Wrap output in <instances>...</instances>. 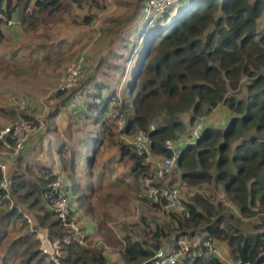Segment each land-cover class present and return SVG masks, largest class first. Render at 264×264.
Segmentation results:
<instances>
[{
    "label": "trees",
    "instance_id": "trees-1",
    "mask_svg": "<svg viewBox=\"0 0 264 264\" xmlns=\"http://www.w3.org/2000/svg\"><path fill=\"white\" fill-rule=\"evenodd\" d=\"M148 1L136 3V14L141 13L142 18L131 35L120 36L125 23L130 24L133 20L134 9L133 17L129 15L118 21L122 27L111 42L120 36L122 45L110 55L103 69L98 68V72H102L101 79L94 83L90 77L85 83L88 74L85 62V78L77 90L85 96L86 107L77 117L82 120L81 116L85 115L89 122V137L80 141L91 152L87 155L90 169L86 179L93 176L95 154L105 141H110L116 143L122 159L132 163L134 180L144 182L152 177L157 186L180 189L176 184L178 179L169 182L171 175H179L192 190L198 185L215 183L224 187L231 205L220 202L216 195L198 193L187 199L182 193L185 212L162 211V204H153L167 215L165 226L157 224L153 228L150 220L141 215L135 227L144 228L135 235L128 232L124 237H118L106 221L100 224V232L106 244L118 247L123 264H155L153 258L172 233L179 237L173 247L175 252H180L177 245L180 238L192 239L200 234L214 249L215 243H224L235 262L264 264V232L253 233L241 228L242 217H264V33L260 35L258 30L264 0H181L162 16L147 18L144 10ZM75 4L91 12L105 7L98 0H0V14L9 20H22L24 29L34 33L39 28L47 29L63 22L65 16L71 17ZM174 10L178 11L171 17ZM218 13L223 16L216 20ZM93 19L88 16L87 23ZM6 25L0 21V45L5 38ZM149 25H153L152 28L149 29ZM212 26L214 30L208 32ZM105 32L103 30V34ZM259 36L260 42L257 41ZM136 46L138 52H142L120 92V83L112 85L111 78L122 69V77L128 71ZM125 52L129 54L125 55ZM9 69L6 62L0 60V73H11ZM243 78L251 79L249 98L240 101L234 96L229 97L228 88L236 92ZM69 93L72 94L63 92L58 96L67 97ZM222 103L236 115L226 130L207 127L195 144L183 145L177 168L163 178H156L153 165L147 163L146 156L133 152L126 142L145 131L151 138L152 155L170 157L172 153L166 149V142L174 140L182 145L189 132L183 114L192 110L191 128L199 116L211 113ZM110 112L115 117L109 116ZM9 115L29 117L18 110L10 111ZM120 121L124 122L122 129ZM52 123L49 127L55 126ZM98 125L99 129L96 128ZM253 130L256 133H251ZM17 161L10 174L14 207L0 192V264H57L41 249L37 232L30 231L24 215L27 211L34 215L36 229L40 226L49 228V240L59 242L61 264H113L105 247L88 240L89 232L81 223L69 184L65 182L71 197L72 215L84 231L83 243H79L74 232L65 227L49 207L48 186L58 176L46 166L25 165L22 155ZM70 169L75 170L73 165ZM1 176L0 173V179ZM95 186L94 182L77 186L81 204H89L96 197L102 203L121 205L124 193L129 194L130 187L128 185L120 193L107 190L106 197H102L96 193ZM145 201L149 202L146 197ZM23 230L28 231L21 234ZM193 252L196 256L191 257ZM180 264L222 262L217 257H210L206 249H194L193 246Z\"/></svg>",
    "mask_w": 264,
    "mask_h": 264
},
{
    "label": "crops",
    "instance_id": "crops-1",
    "mask_svg": "<svg viewBox=\"0 0 264 264\" xmlns=\"http://www.w3.org/2000/svg\"><path fill=\"white\" fill-rule=\"evenodd\" d=\"M108 2L110 4L111 0H109ZM119 8L116 7V5L114 6V10L117 9V11H118V10H120ZM76 11H77V13H75ZM95 11H96V9H94L91 12L86 7H84V6L81 7V6H78L75 4L72 7L71 17L65 16V20L63 22H59L55 25H50L47 29L39 28L34 33L33 32H27L24 29V26L22 24V20L17 19V18H13L14 24L12 26L6 25L4 30H3L5 38L3 40V43L0 45V60H3L6 62V66H9V68H10L9 70H11V73H7L5 71L0 73V85H4L5 89H7V91L12 89V85L13 84L15 85L14 81L12 80L14 75H16L18 77L28 76V77H32V78H38V80L42 81L44 79V77L42 76V74H40V72H41L43 66H46V68H48V69L51 68V71H52L51 76L52 77L47 78V80L45 82H42V83L47 84L48 82H55V78H54L55 67H59L62 63H64L67 60L69 61L70 57H71L70 55H72V54L77 55V57L70 60L69 62L67 61L64 63L65 66L63 68H61L59 76L65 72L66 67L71 62L75 61L79 57H84L85 62H86V70L89 74V75L87 74L88 76L86 75V78L84 79L86 81L85 83L86 84L88 83L87 80H89L90 77L92 78L94 83L96 80L101 79L102 74H99V72H97L96 74H92V72L94 71L95 65L97 63L98 57L101 55L100 52L104 51V50H98V51L93 50L94 48L92 47V44L90 43L91 41H93V39L91 40V37L92 38L94 37V39H95V36L97 35V33H96L97 31H95V29H94V24L96 23L97 16H99V14L96 15ZM132 13H133V11H130L126 17H128L129 15L133 17ZM88 16H91V17L93 16V18H94L91 23H87V17ZM135 16L133 17V20H131V22H130L132 26L137 25L138 24L137 22H139L140 19L142 18L141 13L136 14V12H135ZM126 17H124L123 19H125ZM69 18L71 20H69ZM123 19H121V20H123ZM114 20L116 21V19H113L111 21L114 22ZM125 24L127 25L128 23H125ZM80 25H82L83 29L80 32H78ZM98 35L101 36L102 39L106 40L105 38L107 37V34L106 33L103 34V31H100ZM70 37H72V38L70 39ZM116 39L117 38H115L114 40H116ZM109 41H110L109 43L112 45V43H113V42H111L112 40L109 39ZM71 51H73V52L70 53ZM86 52H88V55H86ZM114 52H116V51L113 48L108 50V55H107L108 59L110 57V54H113ZM19 55L21 56V61L17 59V57H20ZM68 56H69V58H67ZM107 61L104 62V60H103V63L102 62L100 63L102 66L97 67V71H98V68H100V67H101V69H103L105 67V63ZM17 70H19V72H16ZM13 71L16 73H14ZM109 79H110V77H109ZM57 80H58V78H57ZM57 80H56V83H57ZM8 83H10V85ZM20 93L15 94V95L25 98L24 97L25 95L22 94V92H20ZM69 94L67 95V97H56L57 100H54L56 107L53 110L47 109L46 106H44V105L43 106L42 105L41 106L31 105L30 103H32V102L27 100V104H28L27 110L31 109V113L35 114L36 108H38L39 109L38 113L43 114L44 116H48L47 118L53 116L54 119H51V121H54V124H55V126L51 128V130H53V131H50V133L52 135V137H51L52 141H50L48 138H46L42 132L41 134L36 135L32 138L30 145L27 147V149H29V151L31 150V152L32 151L36 152L38 150L41 155L44 152H47V153H49V156L54 158V160H55L54 163L39 161L38 163H36V165L37 166L43 165V166L50 168L53 171V174L57 175L58 177H59L60 173H67L68 174V184H69L70 189L72 190V192L74 194V198L76 195L79 196V194L77 192V190H78L77 186L80 183H82V181L85 183V185L87 183L94 182V184H96V186H95L96 193H98L99 187L101 188V184H103V182L108 181L109 179L111 181H110V183L109 182L107 183L108 185H106V188H107V186L109 188H112V189L115 187H118L117 180L111 179L112 176L115 177L112 174V170L114 168L116 169L118 167H123L122 164H124V162L128 165V167H131L133 165L131 162H128L126 159H122L121 152H120L119 148L117 147L116 143L113 144L110 141H105L101 145L99 151L97 152V155L95 154L94 165L92 166V168H93L92 169L93 170L92 178L89 180L86 179L87 178L86 174H85V176H82L81 174H79V176H78V169L81 168L80 167L81 165H83V167L81 169L82 172H83V170L87 172L90 169V168H88V165H87V160H88L87 155H90L91 152H89L90 150L87 151L88 149L84 148L81 145V142L79 141V139L81 141L87 139L89 137V134H88V132L85 133V131H84V134H82L79 137L78 131L80 129L75 124H73L74 126H72V125L63 126L62 128L59 127L58 124H56V123H59V121H60V119H58V117H59L60 111H62V109L65 112H67V114L70 117L74 118L76 123H78V124L82 123V120L86 119L85 115L81 116L82 120H79L77 117L81 113L83 114L85 107H86L85 103L83 105H81V107L79 109V111H80L79 115H75L70 109V104H71L72 100H71V94L70 95ZM45 95H43V97L40 96L41 98L39 99V102H43L44 100H46ZM10 96H13V95L10 93V94H7L4 98L5 102L8 105H10V103H9L10 101H8ZM68 97H69V99L66 102V99ZM69 100H70V103L68 105ZM3 110H5V109H2V111ZM12 110H15V109H12ZM12 110H10V111H12ZM224 112H228V115H226V117H224V121H225L224 124H226L228 126L230 121L234 117H236V115L233 114L231 112V110H229L228 108H226V110H224L223 113ZM7 115H8V113H7ZM184 124L186 125V128H187L186 130H188L190 127V122H188L187 124L186 123H184ZM212 125L213 124L210 123V125L208 124V127H210V126L214 127ZM5 126H3V127H5ZM227 126H226V128H227ZM96 128L99 129V125ZM216 129L222 130L223 128L221 127V128H216ZM48 130H49V128H48ZM88 130H89V128H88ZM63 133L68 134V135L70 134V137L68 139H65L62 135ZM121 138L123 139V137H121ZM185 138H186V136H185ZM117 141H118V139H117ZM78 142H79V144H78V149H77V143ZM183 142H184V140H183ZM188 142H189V140L186 141L184 143V145ZM181 146L183 147V143ZM63 148L65 150H63ZM27 149L25 152H27ZM73 152H75L76 155H78V153H79L80 156H82L81 163H78L77 157H74L75 154H73V156L71 155V153H73ZM109 153H110L109 157L106 158V160L104 159V162L101 163L103 165L106 162V164L104 165V167L106 166V168L103 167V169L100 172V170L97 168V167H99V162H101L100 160L102 158H104ZM24 159H25V157H24ZM33 160H34V158H33ZM17 162L18 161L15 162V164L12 166L11 169H14L17 166V164H18ZM29 162H34V161H31L29 159L28 160L25 159V165L29 164ZM79 164H80V166H79ZM29 165H31V163ZM36 165H34V166H36ZM71 165L74 166L75 170L71 171V169H70ZM110 166H112L111 169L109 171H107L110 168ZM11 169H10V171H11ZM96 169H97V172H96ZM131 171H132V167H131ZM81 179H83V180H81ZM83 184H80V185L84 186ZM98 195H99V193H98ZM95 200H97L96 197L95 198L93 197L89 204L88 203L85 204V207H86L85 211H86V214L88 216L91 214H95L94 211L97 212L98 214L99 213L102 214V213H104V211H106V212L109 211L110 203L103 202L102 204L104 205V207L102 206V207L96 208V205H94ZM75 202H76L75 204H77V207L79 209L82 206H84L83 204H81L80 200L77 198H75ZM114 205L118 208H121L120 205H118V204H114ZM161 210L165 211L163 208H161ZM78 215H80V214H78ZM80 217H82V216H80ZM97 222H98L97 223L98 225L95 224L96 226H95L94 235H97V233H98V235H102L99 227H100V224H103L104 222L102 220H99ZM85 225H87V224H85ZM19 226L22 227V225H19ZM41 228L45 231L50 230L49 228H44V227H41ZM88 228L89 227L87 225L86 229H88ZM113 230L115 231V229H113ZM24 232H26V230L21 231V233H24ZM203 237H204V235L202 236L200 234H197L195 237H192V239L190 237H183L180 239L185 240L186 242H192L194 244H198L203 239ZM172 238L169 237L168 238L169 240H167V242H165L167 246L169 243L172 244L173 247L176 246L175 242L179 239V237H175L174 239H172ZM105 244L106 243H104V245H102V246L103 247L105 246V248H107L109 245L108 244L105 245ZM215 248L219 253V255L217 256V259H219L222 262V264H233V263H235V261L233 260L231 254H230L228 247L224 243H215Z\"/></svg>",
    "mask_w": 264,
    "mask_h": 264
},
{
    "label": "rangeland",
    "instance_id": "rangeland-1",
    "mask_svg": "<svg viewBox=\"0 0 264 264\" xmlns=\"http://www.w3.org/2000/svg\"><path fill=\"white\" fill-rule=\"evenodd\" d=\"M98 1H99L101 6H103V7L105 6L107 8L100 7L99 10L95 11L96 15L99 14V16H97V21L94 24V29H95V31H97L96 32L97 35L95 36V39H94V37L93 38L91 37V40L93 39V41H91L90 43L92 44V47L94 48L93 50H97V51L98 50H104V51L100 52L101 55L98 57L97 63L95 65V68H94V71L92 72V74H96L98 72L97 67L101 66L100 63L101 62L103 63V60H104V62L108 60V57H107L108 50H110L111 48H113L115 51H117L118 48L120 49V47L122 45L121 43L123 40L122 39L120 40L119 37L121 35H123L124 33L126 36L131 35L132 31H134L135 28H137V25L132 26L131 23L125 25V27H122L121 25L119 26L118 21H121V19L126 17L127 14H129V12L132 11L133 9L136 12V10H137L136 3H138V0H111L110 4L108 2L109 0H98ZM147 3H146V5H147ZM132 4H135V5H133V7H132ZM115 5L118 8L120 7L119 8L120 10H118V11H117V9L114 10ZM146 5H145V7H146ZM177 11L178 10L172 11L171 17L176 15ZM75 13H77V11ZM221 16H223L221 13L216 14V16H215L216 20H218ZM111 19H116L117 22H115V20H114V22H112V24H111L110 23ZM69 20H71V19L69 18ZM142 26H144V24H142ZM149 26H150L149 27V29H150V28H152L153 25H149ZM121 27H122V29H121L120 36L117 37V40L113 39L114 42L111 45L109 43L110 42L109 39L115 37L116 35H114V34L119 33ZM82 29H83L82 25H80L78 32H80ZM103 30L107 31V32H105L107 34V37L105 38L106 40L102 39V37L98 35L99 32L103 31ZM213 30H214V26H212L208 32L213 31ZM258 30H259L260 35L262 33H264V12L258 21ZM111 35H113V36H111ZM135 35L136 34H134L133 37ZM71 38L72 37H70V39ZM260 39L261 38L259 36L257 38V41L260 42ZM141 43H142V41L140 43H138V45H140ZM72 52L73 51H71L70 53H72ZM140 53L138 52V47H137L134 54L132 53L131 63H130V65L128 64V66H129L128 71L123 75V77H122L123 69L120 70L115 75L112 74L113 78H111V83H112V85L116 86V84L119 82L120 83V87H119L120 92H122L124 84L127 82L128 74H131V71L134 69V66L136 65V60L138 59L137 56H140ZM127 54H129V53L125 52V55H127ZM86 55H88V52H86ZM70 56H71L70 60L77 57V55H74V54H72ZM67 58H69V56ZM17 59L21 61V56L17 57ZM67 61H65V62H67ZM64 63H62L59 67H55V70H54L55 82H48L47 84L42 83V82H45L47 80V78L52 77L51 76V74H52L51 68L48 69V68H46V66H43L40 74H42V76L44 77L45 80L43 79L42 81H40V80H38V78H32V77H28V76L18 77L16 75H14L12 80L14 81L15 85L14 84L12 85V89L7 91V89H5V87H4V85H0V130L3 129L4 128L3 126H5V125H6L5 127L10 126L18 118V116H20V115H18L16 118H13L11 115H9V111L12 109L18 110L20 112H24L29 116H35V115L40 114V113H38L39 112L38 108H36L35 114L31 113V109L27 110L28 109L27 100L32 102V103H30L31 105H36V106H41V105L43 106L44 105L49 110H53L56 107L54 100H57L56 97H59L58 93L53 95V96H50V93L53 92L57 86L56 80H57V78H59L61 68H63L65 66ZM263 73H264V70H263ZM99 74H102V72L100 71ZM250 83H251V79L243 78L241 80L240 85H239L236 92H234L231 88H228V94H229L228 96L229 97L234 96L240 101L247 100L249 98V96L251 95V92L248 90ZM8 84L10 85V83H8ZM20 92H22V94L25 95L24 100L26 103V109H24V110L20 109V107L17 104L14 105L11 102H9L10 105H8L4 99L7 94L11 93L13 96H10L9 100H11V99L13 100V98L19 97V96H16L15 94H18ZM43 95L46 96V100H44L43 102H39V99L41 97H43ZM122 98H123V94H122ZM226 108H228V107L222 103L218 106L217 109H214L211 113L199 116L198 119H205L207 121V124L210 125V123H212L213 124L212 126H214L215 128H221L222 127L223 128L222 131L224 132V130H226V126H227L226 124H224V122H225L224 117H226V115H228V112L223 113V111L226 110ZM2 109H5V110L2 111ZM7 113H8V115H7ZM192 115H193L192 110H189L185 114H183L182 118L184 119V121H186L185 122L186 124L188 122H190V118ZM47 117L48 116H45L46 128H45L43 134L46 138H48L50 141H52V138H51L52 135H51L50 131H53V130H51L52 127H49V125H51V123L53 122V121H51V118H53V117H49V118H47ZM58 119H60V121H59V123H56V124H58L59 127H61V128L63 126H70V125L74 126L73 124H75L80 129L78 131L79 137L82 134H84V131H85V133L88 132L89 122H87L86 119L82 120V123L78 124V123H76L75 119L70 117L67 114V112H65L63 109H62V111H60ZM48 128H49V130H48ZM252 132L256 133V131H254V130L251 131V133ZM188 133L186 134V138H185L184 142H182L183 145L189 139ZM62 135L65 139H68L70 137V134L68 135V134L63 133ZM79 141H81V140L79 139ZM193 144H195V142H193ZM77 149H78V146H77ZM73 154H75V152L71 153L72 156H73ZM109 155H110V153L107 154L104 158H102L100 160L101 162H99V167H97L100 170V172L103 169L106 162L103 165L101 163L104 162V159L106 160V158H108ZM22 156H24L26 160L29 159V160L35 162V163L29 162V164L31 163V165H33V164L36 165V163H38L39 161H45L48 163H50V162L54 163L55 162L54 158L49 156V153L44 152L41 155L38 150L36 152H34V151L31 152V150L29 151V149H27V152H24V154ZM33 158H34V160H33ZM77 159H78V163H81L82 156H80L79 153L77 155ZM160 159H162V157L154 156V158H153V160H155V161H158ZM79 166H80V164H79ZM122 166L123 167H118L116 169L114 168L112 170V174L115 177L112 176L111 179L117 180L118 187H115L112 189V188H109L107 186V188H106V185H108L107 183L108 182L110 183V181H111L109 179L108 181L103 182V184H101V188L99 187L100 190L98 189L99 195H101L102 197H106L107 190L113 191L115 193H117V192L120 193L122 191V189H126L127 186L129 185L130 186L129 187V194L124 193L125 198L121 202V205H120L121 208L116 207L114 205V203H110L108 214H105L106 211H104V213H102V214H100V213L98 214L97 212L94 211L95 214H91L88 216L86 214V211H85L86 210L85 205L79 209L77 207V204H75L76 207L78 208L77 209L78 213L81 211L79 213L80 216H82L81 217V223L83 225L87 224L89 227L88 229H86L90 234L88 240L90 242H92L94 245L97 244L98 246H102L105 243V240H104L102 235H98V233H97V235H94L95 226H96L95 224H97L98 223L97 221H99V220L106 221L108 223V226L112 229H115L117 236L121 237V238L124 237L128 232H134L131 235H135V233L139 232L141 229L144 228L143 226H142L143 228L140 227L139 229L135 227V224H139L141 215H145V217L150 220L153 228H156L155 225H157V224L165 226V223L167 222L166 221L167 215L165 213H162V211H158L153 206V204L145 201L143 181L134 180V176H133L132 171H131L132 166L128 167V165L125 162H124V164H122ZM80 167L81 168L78 169V176H79V174H81L82 176H85L86 171L83 170V172H82V170H81L83 165H81ZM111 167L112 166H110V168L107 171H109L111 169ZM104 168H106V166ZM12 171H13V169H11L10 174ZM96 172H97V169H96ZM59 177L62 178L66 183H68V174L67 173H60ZM81 180H83V179H81ZM172 180L174 182L177 180V182H176V184H178L177 186H179L180 189L182 190L184 197L188 199L190 197L189 193L192 190L191 187H189L190 185L184 183L181 180L179 175H176V177H174V176L172 177V175H171L169 177V182H172ZM83 183L84 182L82 181V183H80V184H83ZM83 185H85V183ZM195 188L198 191H204V193L206 195H216L220 202H224V204L227 206L231 205L227 195L224 192V187H221L215 183H213V184L208 183V184L198 185ZM75 198L79 199V196L76 195ZM94 205H96V208L102 207V206L104 207L102 202L99 200H95ZM27 214L30 216V219H31L30 231L36 232V228H34V227L36 226L37 221L34 218V215L32 213L27 211ZM241 221H242L241 228H244L248 232H253V233L264 232V217H257V216L252 217V218L242 217ZM81 223H80V225H81ZM19 225H21V224H19ZM87 225H85V226H87ZM132 225H134L133 228L131 227ZM26 231H28V230H26ZM176 236H177V234L172 233L173 238L172 237H170V238L174 239ZM43 242L44 243L41 242L42 243L41 249L43 251H45V249L48 251H51L52 249L57 251V249H59L60 255H61V249H60V245H59L58 241H56L54 243H52L50 241V243L52 244L51 246L47 241L43 240ZM191 244L195 245L192 242H191ZM108 247L105 248V250L107 251V255L109 257L110 263L123 264V261L121 260V257L118 253L119 252V250L117 249L118 247H114V246L113 247L108 246ZM168 247L172 248L173 246H172V244L169 243Z\"/></svg>",
    "mask_w": 264,
    "mask_h": 264
},
{
    "label": "built area",
    "instance_id": "built-area-1",
    "mask_svg": "<svg viewBox=\"0 0 264 264\" xmlns=\"http://www.w3.org/2000/svg\"><path fill=\"white\" fill-rule=\"evenodd\" d=\"M181 0H149L145 7L146 17H160L168 9L176 5ZM0 21L5 22L8 26L14 24L13 19L9 20L6 15L0 14ZM85 58L79 57L72 63H70L65 72L59 77L57 86L50 96H53L61 92H73L70 109L75 115H79L80 107L85 102V96L80 91H76L79 84L85 77ZM12 104H17L20 109H26V103L24 98L16 97L13 100H9ZM101 101H98L100 103ZM109 116L115 117V114L110 112ZM30 117V118H29ZM25 117L23 115L18 118L8 127L0 130V192L4 197L11 201L12 207L14 202L12 198L13 181L10 177V169L18 160V158L24 154L32 138L36 135L44 132L45 116L38 114L35 116ZM120 129L123 128L124 122L120 121ZM207 127V121L205 119H199L193 127L190 128L188 138L190 143L197 142ZM127 144L130 145L133 152L139 156H146L147 163L153 165V172L156 178H163L166 175H170L178 166L179 159L182 154V146L179 142L169 140L166 142V149L172 153L170 157H164L158 161L153 160L154 156L151 152V138L145 131H140L135 137L128 139ZM49 192L47 193V199L50 209L55 213L65 227L74 232L75 237L79 243H83L84 231H82L81 225L75 220L72 215L71 199L68 194L67 185L62 178H58L52 181L49 186ZM143 189L145 197L152 204H162V208L165 211H177L185 212L186 208L183 204L181 194L182 190L179 188H169L166 185H155L154 180L148 177L143 182ZM205 194L204 191H198L197 189L191 190L189 196H195L196 194ZM164 201V203H162ZM25 219L28 223H31L30 216L26 213ZM38 237L49 241V230L43 229L37 230ZM177 245L180 247V252H175L174 248H169L166 244L160 247L157 251L153 262L155 264H180L185 260L186 255L194 249H206V253L213 258H216L219 253L214 249L209 240L202 239L198 244L192 245L185 240H179ZM52 248V247H51ZM46 254L52 256L57 264H61L59 261L60 251L59 249L48 251L45 249ZM194 252L191 254L193 257ZM198 255V254H197ZM191 263V262H190ZM233 264H243L242 262H235Z\"/></svg>",
    "mask_w": 264,
    "mask_h": 264
},
{
    "label": "clouds",
    "instance_id": "clouds-1",
    "mask_svg": "<svg viewBox=\"0 0 264 264\" xmlns=\"http://www.w3.org/2000/svg\"><path fill=\"white\" fill-rule=\"evenodd\" d=\"M71 63H72V62H71ZM61 75H62V74H61ZM61 75H60V76H61ZM60 76H59V77H60ZM84 78H85V77H84ZM58 79H59V78H58ZM57 82H58V81H57ZM76 91H78V90L76 89ZM70 92H71V91H70ZM61 93H63V92H61ZM72 96H73V92H72V94H71V99H72ZM198 120H199V119H198ZM198 120H197V121H198ZM197 121H196V122H197ZM207 127H208V124H207ZM207 127H206V128H207ZM206 128H205V129H206ZM189 130H190V129H189ZM203 132H204V131H203ZM188 134H189V133H188ZM201 136H202V135H201ZM188 140H189V139H188ZM190 144H191V143H190V141H189L187 145H190ZM192 144H193V143H192ZM182 149H184V148L182 147ZM58 178H60V177H58ZM58 178H57V179H58ZM63 181H64V180H63ZM66 185H67V184H66ZM70 198H71V197H70ZM29 224H30V223H29ZM38 229H42V228L40 227V228H38ZM38 229H36V232H37ZM49 233H50V230H49ZM38 238H39V237H38ZM39 239H40V238H39ZM40 240H41V239H40ZM41 242H42V240H41Z\"/></svg>",
    "mask_w": 264,
    "mask_h": 264
}]
</instances>
